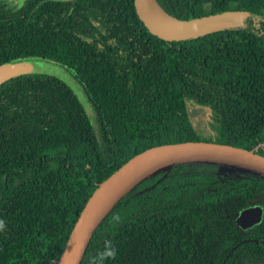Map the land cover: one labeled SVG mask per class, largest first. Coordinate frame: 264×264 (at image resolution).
Segmentation results:
<instances>
[{
    "label": "trees",
    "instance_id": "16d2710c",
    "mask_svg": "<svg viewBox=\"0 0 264 264\" xmlns=\"http://www.w3.org/2000/svg\"><path fill=\"white\" fill-rule=\"evenodd\" d=\"M156 2L180 19L247 15L238 27L165 41L133 0H0V63L51 62L86 103L53 75L0 83V264H60L93 189L148 147L202 140L252 150L264 136V0ZM253 206H263L260 218L243 230L235 218ZM242 261L264 264V175L185 161L119 196L79 264Z\"/></svg>",
    "mask_w": 264,
    "mask_h": 264
},
{
    "label": "water",
    "instance_id": "95a60500",
    "mask_svg": "<svg viewBox=\"0 0 264 264\" xmlns=\"http://www.w3.org/2000/svg\"><path fill=\"white\" fill-rule=\"evenodd\" d=\"M133 6L137 17L147 31L165 41H179L224 28L238 27L243 24V20L247 15V11L245 10H223L189 19H180L161 9L156 0H133ZM27 73L48 74L56 76L65 82L68 81L67 74L60 67L42 59H21L0 63V83L17 75ZM76 96L81 103H84L79 91H76ZM184 156L223 158L250 170L240 169L235 166L231 167L264 175V155L254 150L202 140L179 141L148 147L123 162L93 189L77 218L60 264H79L93 230L115 200L140 178L154 171L169 167L174 163L141 176L127 187L113 202L109 203L110 193L121 179L128 175L134 168L147 161L161 157L178 158ZM185 161L219 163L197 158L178 162ZM221 165L225 166V164ZM246 212L249 215L259 213L255 206L249 208ZM247 217L245 216L246 219Z\"/></svg>",
    "mask_w": 264,
    "mask_h": 264
},
{
    "label": "bare ground",
    "instance_id": "6f19581e",
    "mask_svg": "<svg viewBox=\"0 0 264 264\" xmlns=\"http://www.w3.org/2000/svg\"><path fill=\"white\" fill-rule=\"evenodd\" d=\"M205 159L209 161H214V162H219L221 164H225L228 166H235L240 169H246L250 170L248 168H245L244 166L235 164L232 161H229L227 159L223 158H216V157H202V156H184V157H178V158H173V157H161L158 159H154L151 161H147L136 168H134L128 175H126L123 179H121L115 187L112 189L109 197V203L113 202L127 187H129L135 180L140 178L141 176L159 169L161 167H165L167 165H170L172 163L182 161V160H187V159Z\"/></svg>",
    "mask_w": 264,
    "mask_h": 264
},
{
    "label": "rangeland",
    "instance_id": "374dc122",
    "mask_svg": "<svg viewBox=\"0 0 264 264\" xmlns=\"http://www.w3.org/2000/svg\"><path fill=\"white\" fill-rule=\"evenodd\" d=\"M8 3L9 2H19L20 0H6ZM11 4V3H10ZM70 85V87L73 89V91L76 93V91H79L78 89H76V86H74L75 84L70 81V79L68 78V81H67ZM80 92V91H79ZM81 94V92H80ZM83 100H84V103L83 106L86 107V103H85V99L83 97V95L81 94ZM89 112V111H88ZM203 110L202 109H199V108H194V109H191L190 112H189V115L191 117V119L193 120V122L195 123V125L198 127V128H201V126L204 124V115H203ZM90 114V112H89ZM200 130V129H199ZM201 131H199V136L201 137L200 135ZM224 166V165H223ZM224 167H227V168H232L231 166H228V165H225ZM247 173H252L250 171H246ZM257 207L259 213H256V214H252V215H249L247 214V210L249 208H245L244 210H241L238 215L236 216L235 218V222L236 224L243 230L251 227L253 224H255L259 219V215L261 214V210L263 208V206H255ZM244 211V212H243ZM245 216H248L247 219L245 218ZM241 264H248L246 261H242Z\"/></svg>",
    "mask_w": 264,
    "mask_h": 264
},
{
    "label": "built area",
    "instance_id": "2783aa9c",
    "mask_svg": "<svg viewBox=\"0 0 264 264\" xmlns=\"http://www.w3.org/2000/svg\"><path fill=\"white\" fill-rule=\"evenodd\" d=\"M263 143H264V136L262 137V139H261L259 142H257V143L254 145V147L252 148V150L255 151L256 149L262 147Z\"/></svg>",
    "mask_w": 264,
    "mask_h": 264
}]
</instances>
